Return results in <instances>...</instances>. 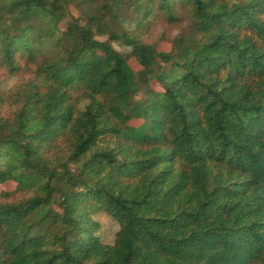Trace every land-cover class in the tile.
Wrapping results in <instances>:
<instances>
[{"label": "trees", "instance_id": "trees-1", "mask_svg": "<svg viewBox=\"0 0 264 264\" xmlns=\"http://www.w3.org/2000/svg\"><path fill=\"white\" fill-rule=\"evenodd\" d=\"M0 74V264H264V0H0Z\"/></svg>", "mask_w": 264, "mask_h": 264}, {"label": "rangeland", "instance_id": "rangeland-1", "mask_svg": "<svg viewBox=\"0 0 264 264\" xmlns=\"http://www.w3.org/2000/svg\"><path fill=\"white\" fill-rule=\"evenodd\" d=\"M80 17H81L80 12L74 6H70L68 9V16L66 20L62 22L61 28L66 29L68 23L71 22L73 18H80ZM99 39L102 40L104 38L99 37ZM113 46L117 51L121 53L129 52V48L122 45L121 43H113ZM159 49L163 51H169L170 46L167 43H161L159 44ZM129 63L136 72L141 70V66L139 65V63L135 58H131L129 60ZM0 76L2 78V88L4 90H8L12 88L18 82L17 77H12L9 75L6 76L2 74H0ZM153 85L154 87L159 88V84H157L156 82H153ZM134 124L138 125V122H134ZM15 186L16 185L12 182L3 185L0 184V195L2 192L13 191L15 189ZM93 219L100 224V229L97 232V234L100 237L101 241L106 245H114L117 238V234L120 230L119 224L103 211H99L95 213L93 215Z\"/></svg>", "mask_w": 264, "mask_h": 264}]
</instances>
